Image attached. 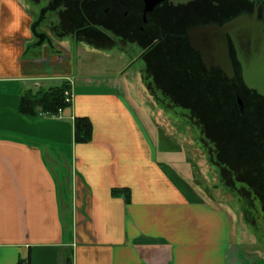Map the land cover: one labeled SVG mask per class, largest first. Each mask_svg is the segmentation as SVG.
Segmentation results:
<instances>
[{
  "label": "crops",
  "instance_id": "1",
  "mask_svg": "<svg viewBox=\"0 0 264 264\" xmlns=\"http://www.w3.org/2000/svg\"><path fill=\"white\" fill-rule=\"evenodd\" d=\"M28 1L0 0V264H256L236 243L239 218L158 157L120 90L128 80L76 85L70 46L142 63L130 64L126 45L84 41L74 25L48 33L43 1L35 11ZM61 80L72 99L59 116L19 111L24 90ZM76 116L91 122L86 142L74 140Z\"/></svg>",
  "mask_w": 264,
  "mask_h": 264
},
{
  "label": "rangeland",
  "instance_id": "2",
  "mask_svg": "<svg viewBox=\"0 0 264 264\" xmlns=\"http://www.w3.org/2000/svg\"><path fill=\"white\" fill-rule=\"evenodd\" d=\"M212 1L217 0H205V6L201 7L211 18L220 15ZM28 2L34 9L35 4ZM181 13L189 12L185 9ZM166 27L173 28V21H167ZM74 45L70 47L76 85L101 78L127 79L131 93L125 84L120 90L135 105L139 119L158 150V157L176 160L178 168L191 178L205 200L226 206V212L231 211V215L239 218L235 225L236 243L240 249L253 252L256 264H264L258 252L264 250V100L255 96L246 107V114L240 115L235 95L233 99L231 93L225 92L229 106L212 114L211 100L207 104V84L205 88L204 83L199 82L200 86L193 88V96H189L200 99L203 106L187 101L182 94H174L168 80L183 77L182 65H175V75L169 78L170 67L159 64L165 60L178 63L182 56L191 59L192 53L185 46L176 45L172 38L157 51L145 50L146 59L141 69L131 64H140L136 59L138 54L134 55L136 47L129 52L131 66H128L125 53V58L118 57L121 51L107 50V55L103 53V56L98 51L90 52L83 44L78 50ZM190 68L193 78L199 75L196 69Z\"/></svg>",
  "mask_w": 264,
  "mask_h": 264
},
{
  "label": "flooded vegetation",
  "instance_id": "3",
  "mask_svg": "<svg viewBox=\"0 0 264 264\" xmlns=\"http://www.w3.org/2000/svg\"><path fill=\"white\" fill-rule=\"evenodd\" d=\"M39 1L31 0V3L35 4L34 9ZM42 1L43 14L45 15L44 27L48 33L62 34L74 25L77 27V33H81L80 38L84 41H91L97 46L105 44L126 45L127 52H131L136 47L137 52L134 55L138 54L139 58L136 59L142 64L145 63L146 59L143 56L145 50L148 52L150 50L157 51L156 49L161 44L165 45L167 39L172 38L176 45L182 48L185 46L192 53L189 62L203 65L199 53L190 44L188 30L198 25L223 24L243 14L247 16L249 22L253 21L254 15L257 20L264 24V0L212 1L220 14L212 18L208 17L207 12L201 8L205 6V0H163L147 12L144 11L143 0ZM34 9L32 8V10ZM185 9L189 12L187 15L181 13ZM167 21H173L174 27L167 28ZM228 44L235 77L237 74L236 66L239 67V64L229 37ZM254 97L255 95L250 91L243 93V95L235 94L240 115L246 114L245 109Z\"/></svg>",
  "mask_w": 264,
  "mask_h": 264
},
{
  "label": "trees",
  "instance_id": "4",
  "mask_svg": "<svg viewBox=\"0 0 264 264\" xmlns=\"http://www.w3.org/2000/svg\"><path fill=\"white\" fill-rule=\"evenodd\" d=\"M181 55V54H180ZM182 56V55H181ZM189 58L186 59V57H180L179 62L176 61H170L165 60L163 63L160 62L159 66L163 64V66H169L170 67V73L169 78L172 77L174 74V69L176 68L175 65H182L181 72H184V75L182 73V78H171L168 80L169 82V89L174 93L177 94V96H180L179 94H182L187 101H190L193 103V101H196L199 103L200 106H203L200 104V99L197 101L196 98L191 99L189 96L192 95L193 88L198 87L200 85L199 82L204 83V87L206 88L207 84V104L211 100V110L213 111L212 114L220 113L219 111H224L227 109L229 100L225 99L226 95L225 92L231 93L234 99V95L236 93H240L243 95V93L250 91L252 92L257 98L263 99L264 97L259 95L257 91L248 89L244 83L242 82V79L240 77L239 67L236 66V76L232 79H228L221 71L220 69L216 67H211L210 71H207L206 68L202 64L196 65L194 62H189ZM185 65H189L190 67H186ZM174 68V69H173ZM197 70L199 72L198 76H194V74L189 70ZM177 74V73H176ZM175 75V74H174ZM70 88V84L66 80H61L58 84L51 85L48 87H36L34 89H26L22 92L19 99V111L22 114L29 115V116H36L40 112H47V113H57L58 109L64 108L67 106L65 102L64 97V91L66 89ZM203 88V86H202ZM211 89V90H210ZM221 92L220 94H218ZM218 94V96H217ZM199 97V96H198ZM221 97L222 99L218 98ZM176 98V97H175ZM195 99V100H194ZM219 102V103H217ZM209 105H207L208 107ZM73 128H74V140L76 142H86L90 140L91 134H92V126L90 120L85 116H76L73 120ZM257 177H261L260 175H257ZM263 182V181H261ZM121 191V189H112L113 194H117ZM264 210V207H262Z\"/></svg>",
  "mask_w": 264,
  "mask_h": 264
},
{
  "label": "water",
  "instance_id": "5",
  "mask_svg": "<svg viewBox=\"0 0 264 264\" xmlns=\"http://www.w3.org/2000/svg\"><path fill=\"white\" fill-rule=\"evenodd\" d=\"M143 1L147 12L163 0ZM252 19L249 22L243 14L223 24L198 25L188 30V35L206 70L217 67L231 79L235 72L229 53V37L244 85L264 97V24L254 15Z\"/></svg>",
  "mask_w": 264,
  "mask_h": 264
},
{
  "label": "built area",
  "instance_id": "6",
  "mask_svg": "<svg viewBox=\"0 0 264 264\" xmlns=\"http://www.w3.org/2000/svg\"><path fill=\"white\" fill-rule=\"evenodd\" d=\"M64 97H65V102L70 103L72 99V91L69 89H66L64 91ZM61 112V109H58L57 113L51 114L47 112H40L39 115L41 116H59ZM19 264H28V262L25 260L21 261Z\"/></svg>",
  "mask_w": 264,
  "mask_h": 264
}]
</instances>
